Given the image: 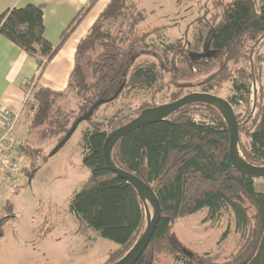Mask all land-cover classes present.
<instances>
[{
    "label": "trees",
    "instance_id": "trees-1",
    "mask_svg": "<svg viewBox=\"0 0 264 264\" xmlns=\"http://www.w3.org/2000/svg\"><path fill=\"white\" fill-rule=\"evenodd\" d=\"M96 1L88 0L79 10L61 32L59 44ZM146 17L133 0L107 1L77 43L65 89L33 88L24 102L31 112L26 133L33 142L21 140L19 155L34 164L38 155L35 143L50 139L58 143L72 122L90 111L96 101L113 97L120 86L118 95L106 102L136 86L157 93L167 75V83L177 85L170 92L171 100L196 85L202 92H209L230 81L233 92L229 102L242 100L247 104L238 132L246 134L248 148H240L238 135V152L247 162L264 165V83L254 66L255 47L264 41V0H231L221 15L195 19L181 37L172 41L166 39V26L141 29L140 23ZM44 28L42 4L12 7L0 14V35L35 58V77L59 45L53 46L44 37ZM201 75L205 78L193 82ZM194 106L207 111L211 121L192 119L187 111ZM98 108L92 110L82 132V163L89 175L72 194L69 211L100 237L116 243L107 258L109 264L132 247L145 228L146 217L144 204L133 186L105 166L102 146L108 133L139 112L118 115L119 109L103 129L104 124L94 120ZM228 144L223 117L205 103L184 105L166 119L141 126L116 142L111 152L114 164L147 183L161 206L152 238L135 264H156L166 255L172 264H264V192H257L254 179L232 166ZM47 157L48 154L42 156L29 175L33 176ZM23 170L27 168L21 167L19 173ZM10 192L0 209V236L1 226L12 217ZM203 209L209 220H218L225 212L232 214L239 240L228 258L219 260L210 252H194L173 233L178 218Z\"/></svg>",
    "mask_w": 264,
    "mask_h": 264
},
{
    "label": "rangeland",
    "instance_id": "rangeland-1",
    "mask_svg": "<svg viewBox=\"0 0 264 264\" xmlns=\"http://www.w3.org/2000/svg\"><path fill=\"white\" fill-rule=\"evenodd\" d=\"M152 1H146L148 6L141 4L147 17L140 23V27L143 30H150L166 26V39L172 41L181 37L195 19L199 17L208 19L210 16L221 15L226 3L231 0H220L221 2L194 0V3H189L187 0L154 2L162 3L164 8L157 7L158 4H152ZM216 19L217 22L221 21L218 16ZM255 49L254 66L257 68L256 71H260L263 84L264 41ZM204 78V75L198 76L193 82L199 83ZM167 82L168 76L164 75L162 82L159 83L163 86L162 90L153 94L152 89L145 86H136L131 92L125 90L118 98L101 104L94 120L104 124L102 128L106 129L105 122L119 109L121 113L118 115H128L135 111L140 112L143 106L151 107L173 101L170 99V92L177 85H170ZM201 89L196 85L184 90V93L202 92ZM209 92L225 99L230 98L233 92L232 83L224 81ZM257 99L259 100L258 94ZM25 109L28 110L27 107L24 108L14 133L18 139L27 142L28 137L31 136L26 133L30 117L28 118ZM233 110L237 117L246 113L243 105H235ZM187 112L195 121H211L207 111L200 107L194 106ZM87 126V121H82L63 147L52 156H49V152L57 141L38 140L34 145L38 148L34 164L28 157L18 156L17 152L16 160L18 159L20 166L26 167L27 171L23 170L22 173L7 180L4 186H0L2 203L10 196V191L13 192L10 200L13 205L12 217L1 226L0 264H108L107 258L110 251L116 247V243L100 237L69 211L72 194L89 175L88 168L82 163L81 153L82 132ZM238 135L240 148L244 146L246 149L248 145L246 134L242 130ZM47 154L46 163L33 174L28 184L31 175L29 172L34 170L40 158ZM9 183L12 184L10 188L7 185ZM254 186L257 192H264V178L254 179ZM149 211L152 213L150 206ZM206 215L207 210L203 209L196 214L178 218L173 224V233L194 252H210L219 257V260L228 258L239 240V234L234 229L232 214L225 212L218 220L206 219ZM226 230L228 234L222 238ZM156 264H172V262L170 256L166 255L161 256Z\"/></svg>",
    "mask_w": 264,
    "mask_h": 264
},
{
    "label": "crops",
    "instance_id": "crops-1",
    "mask_svg": "<svg viewBox=\"0 0 264 264\" xmlns=\"http://www.w3.org/2000/svg\"><path fill=\"white\" fill-rule=\"evenodd\" d=\"M107 1L97 0L72 29L63 43L59 44L61 32L88 0H0V14L12 7L42 4L44 37L53 46L59 44L56 52L46 63L39 76L35 77L37 73L35 58L3 35H0V120L3 108H9L15 112L19 111L20 118L21 113L26 108L24 101L25 86L27 84H31L33 88L44 87L54 91L65 89L69 74L74 67V54L77 43L87 33ZM140 1L142 2L140 3ZM146 1L150 2V0ZM146 1L133 0L139 9H144L141 4L147 5ZM155 1L157 0H153L151 3L158 4L157 7L159 8H164L162 3H154ZM187 2L194 3V0H187ZM25 111L29 118L31 115L29 108Z\"/></svg>",
    "mask_w": 264,
    "mask_h": 264
},
{
    "label": "water",
    "instance_id": "water-1",
    "mask_svg": "<svg viewBox=\"0 0 264 264\" xmlns=\"http://www.w3.org/2000/svg\"><path fill=\"white\" fill-rule=\"evenodd\" d=\"M201 56H205L201 54ZM121 89V86L113 95V97L109 99H101L96 101L93 105L92 109L87 113L77 117L71 124L70 128L64 135V137L51 149L49 152V156L54 155L58 150H60L63 145L68 141L71 135L76 130L77 126L82 122L88 120L92 110L95 107L100 106L106 101L113 99L116 97ZM190 103H205L214 106L221 116L223 117L228 133H229V144H228V157L232 164V166L239 171L241 174L256 178H264V165H254L247 162L238 152L237 149V141H238V123L235 117V113L231 104L225 99L218 95L212 94L210 92H191L187 93L180 98L161 104L156 105L147 109L142 110L136 117L127 123L115 128L110 133H108L104 139L102 151H103V159L105 166L111 172L117 174L120 178L126 180L130 183L133 188L137 191L139 198L142 200L145 208V217H146V225L132 245V247L126 252L122 257L118 260L110 263V264H135L138 259L141 257L146 247L148 246L155 226L161 215V206L159 200L152 190V188L145 183L142 179L137 177L135 174L128 172L114 164L111 157V152L116 144V142L123 136L129 134L133 130L153 123L160 120L166 119V117L177 109L183 107L184 105ZM33 173V172H32ZM32 178V174L28 179V184ZM149 206L151 207L152 213L149 211Z\"/></svg>",
    "mask_w": 264,
    "mask_h": 264
},
{
    "label": "built area",
    "instance_id": "built-area-1",
    "mask_svg": "<svg viewBox=\"0 0 264 264\" xmlns=\"http://www.w3.org/2000/svg\"><path fill=\"white\" fill-rule=\"evenodd\" d=\"M33 87L31 84L25 86V101L29 98ZM19 111L15 112L9 108L1 110L0 120V186H4L7 180L13 178L19 173L21 168L20 161L17 158V152L21 140L15 136V127L19 118ZM20 156V155H18ZM8 188L12 185L7 184ZM1 188V187H0ZM2 201L0 200V209L2 208Z\"/></svg>",
    "mask_w": 264,
    "mask_h": 264
},
{
    "label": "flooded vegetation",
    "instance_id": "flooded-vegetation-1",
    "mask_svg": "<svg viewBox=\"0 0 264 264\" xmlns=\"http://www.w3.org/2000/svg\"><path fill=\"white\" fill-rule=\"evenodd\" d=\"M206 54H207V53H206ZM226 100L229 102V98H227ZM229 103L231 104L232 108H233V106H235V105H243V106H245V108L247 109V104L244 103L242 100H239V101L234 102V103H233V102H232V103L229 102ZM159 105H161V104H159ZM155 106H156V105H155ZM151 107H153V106H151ZM147 108H150V107L143 108V109H141V111L144 110V109H147ZM141 111H140V112H141ZM233 111H234V110H233ZM245 111H246V110H245ZM140 112H139V113H140ZM139 113H138V114H139ZM234 113H235V112H234ZM138 114H137V115H138ZM244 114H245V113H244ZM244 114H243V115H244ZM137 115H136V116H137ZM243 115L240 116V117H237V115L235 114V117H236V120H237V123H238V131H239L240 128H242V126H241V119H242ZM136 116H135V117H136ZM249 117H250V116H249ZM249 117H248V118H249Z\"/></svg>",
    "mask_w": 264,
    "mask_h": 264
}]
</instances>
